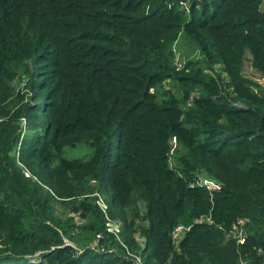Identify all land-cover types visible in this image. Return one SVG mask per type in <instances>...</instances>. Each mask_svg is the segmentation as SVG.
Listing matches in <instances>:
<instances>
[{
	"label": "trees",
	"instance_id": "obj_1",
	"mask_svg": "<svg viewBox=\"0 0 264 264\" xmlns=\"http://www.w3.org/2000/svg\"><path fill=\"white\" fill-rule=\"evenodd\" d=\"M262 1L0 0V264H264Z\"/></svg>",
	"mask_w": 264,
	"mask_h": 264
},
{
	"label": "rangeland",
	"instance_id": "obj_2",
	"mask_svg": "<svg viewBox=\"0 0 264 264\" xmlns=\"http://www.w3.org/2000/svg\"><path fill=\"white\" fill-rule=\"evenodd\" d=\"M191 53H194V48L187 41H185L181 37H178V39H176V41L173 44V54L175 57L174 62L176 64H179L180 62L182 63L184 57L187 55H190ZM180 60H182V61H180ZM242 73L244 75L256 80L257 82H259L261 84L262 87H264V79L262 77H260L259 73L256 70L251 68L248 59L244 60ZM170 87H171V85H168V83H166V85L164 86L165 89H168ZM86 152H87V150L84 147L77 146L75 148H65L63 151V154L66 157H80V156H83L84 154H86ZM136 206H137V208H136L137 214L139 217H141L142 212H143L142 211V205L140 204V202L136 201ZM135 221L139 222V218L136 217ZM180 235H181V232L178 234L177 238ZM133 236L135 237V239L137 241L141 242V238L138 237V234L136 232L133 234ZM34 260L35 259H32L31 261H34Z\"/></svg>",
	"mask_w": 264,
	"mask_h": 264
},
{
	"label": "built area",
	"instance_id": "obj_3",
	"mask_svg": "<svg viewBox=\"0 0 264 264\" xmlns=\"http://www.w3.org/2000/svg\"><path fill=\"white\" fill-rule=\"evenodd\" d=\"M180 63L178 65H180ZM21 126H22L21 133H23L24 132V120L23 119L21 120ZM201 182L203 184H205L207 187H211L212 186L211 182H208V181H205V180H202ZM97 204L100 206V208L102 210L104 209L105 205H104L102 199L99 198V197L97 199ZM104 225H105V231L110 232L112 234H116L118 232V223H116L114 221H110L108 219V220L105 221ZM235 225H238L239 227L235 228L233 226L232 227L233 230H232L231 234L237 240L238 243H242L243 240H244V231H243V228L241 226L242 225V220L241 219H238L236 221V224ZM181 230H182V227L176 226L173 229V231H172V237L176 239L177 236H178V234L181 232ZM135 263L136 264H139L137 258L135 259ZM241 264H246V263L242 262Z\"/></svg>",
	"mask_w": 264,
	"mask_h": 264
},
{
	"label": "crops",
	"instance_id": "obj_4",
	"mask_svg": "<svg viewBox=\"0 0 264 264\" xmlns=\"http://www.w3.org/2000/svg\"><path fill=\"white\" fill-rule=\"evenodd\" d=\"M261 7H262V9L264 10V0H263L262 3H261Z\"/></svg>",
	"mask_w": 264,
	"mask_h": 264
}]
</instances>
